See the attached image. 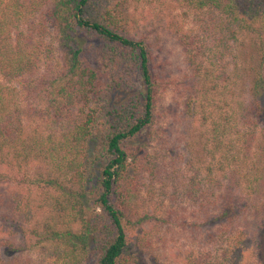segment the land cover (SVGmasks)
Here are the masks:
<instances>
[{
	"label": "trees",
	"instance_id": "16d2710c",
	"mask_svg": "<svg viewBox=\"0 0 264 264\" xmlns=\"http://www.w3.org/2000/svg\"><path fill=\"white\" fill-rule=\"evenodd\" d=\"M174 1L204 19L172 32L203 111L172 150V232L207 230L185 264H264V0ZM137 2L0 0V264H139L166 85Z\"/></svg>",
	"mask_w": 264,
	"mask_h": 264
},
{
	"label": "rangeland",
	"instance_id": "374dc122",
	"mask_svg": "<svg viewBox=\"0 0 264 264\" xmlns=\"http://www.w3.org/2000/svg\"><path fill=\"white\" fill-rule=\"evenodd\" d=\"M131 5L142 31H147L150 43L156 45L154 73L166 85V91L160 96L156 110V114L161 115L160 138L163 144L156 141L148 148V153L152 156L155 152L166 155V164L159 167L160 172L155 175L154 180L143 177L144 186L132 207L135 215L157 218L149 226L152 228L145 232L143 250L138 254L137 261L139 264H185L183 255L187 250L206 249L207 230L202 228L184 232L175 229L172 232V150L184 155L185 160L189 159L190 153L186 144L189 136L195 135L200 124L199 115H203V111L197 103H192L190 111L186 107L188 98L184 78L188 70L183 51L178 41L172 39V32L174 28L184 26V31H191L190 34L195 37L200 34V21L204 16L174 0H138ZM135 6L137 10L134 9ZM37 18H33L36 19L32 20L33 24H36ZM46 42H51L49 37ZM172 80L178 87L172 86ZM125 97L123 91H116L113 102L119 103ZM188 115H193L194 119H189ZM190 122L193 126L188 129ZM141 143L142 140L138 142ZM30 257L32 261L40 260L37 254ZM0 259L6 260L8 257L0 256Z\"/></svg>",
	"mask_w": 264,
	"mask_h": 264
}]
</instances>
